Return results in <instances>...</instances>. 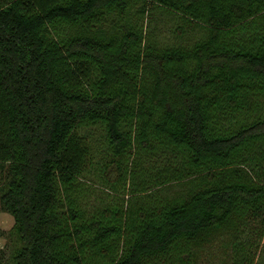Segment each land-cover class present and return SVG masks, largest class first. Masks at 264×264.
Segmentation results:
<instances>
[{
  "label": "trees",
  "instance_id": "trees-1",
  "mask_svg": "<svg viewBox=\"0 0 264 264\" xmlns=\"http://www.w3.org/2000/svg\"><path fill=\"white\" fill-rule=\"evenodd\" d=\"M2 210L0 264H254L264 0H0Z\"/></svg>",
  "mask_w": 264,
  "mask_h": 264
},
{
  "label": "rangeland",
  "instance_id": "rangeland-1",
  "mask_svg": "<svg viewBox=\"0 0 264 264\" xmlns=\"http://www.w3.org/2000/svg\"><path fill=\"white\" fill-rule=\"evenodd\" d=\"M148 30H153L155 34L161 37L167 35V25L164 21L163 15H155L147 20ZM151 167V164L148 166ZM165 190H159L163 195L168 198H172L178 192L181 191V187L176 185H170L164 187ZM163 188V189H164ZM164 196V197H165ZM14 225V219L11 214L6 211L0 212V250L4 253H8L9 249L12 248L14 240L11 235V230ZM233 237L232 233L227 231L219 233L214 236V239L209 244L202 245L201 247H193L192 251L195 254L193 264H232L230 241ZM246 236L242 237L243 239ZM255 253L254 264H264V232L261 239L259 240ZM222 257V259H221Z\"/></svg>",
  "mask_w": 264,
  "mask_h": 264
}]
</instances>
